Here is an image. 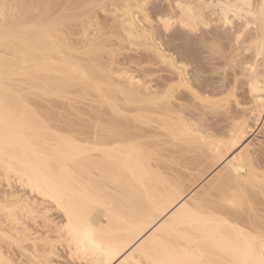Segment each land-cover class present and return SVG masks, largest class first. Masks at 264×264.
<instances>
[{
  "label": "bare ground",
  "instance_id": "bare-ground-1",
  "mask_svg": "<svg viewBox=\"0 0 264 264\" xmlns=\"http://www.w3.org/2000/svg\"><path fill=\"white\" fill-rule=\"evenodd\" d=\"M105 56L125 80L101 68ZM72 88L96 92L111 116L74 130L54 108ZM140 105L181 143L176 158L149 152L151 130H129L132 106L136 124L149 122ZM261 119L264 0H0V174L41 197L16 198L25 216L44 201L61 212L77 262L262 264L264 150L249 147ZM191 170L204 174L184 194ZM0 264H15L1 246Z\"/></svg>",
  "mask_w": 264,
  "mask_h": 264
},
{
  "label": "rangeland",
  "instance_id": "rangeland-1",
  "mask_svg": "<svg viewBox=\"0 0 264 264\" xmlns=\"http://www.w3.org/2000/svg\"><path fill=\"white\" fill-rule=\"evenodd\" d=\"M74 38H77V39H75V40H77L78 41V44H77V41H76V43H75V40H74V42L73 43H75L76 45H78V47L80 46V44H81V42H79L80 41V39L78 40V37H74ZM82 41V40H81ZM80 43V44H79ZM74 44V45H75ZM83 44V43H82ZM81 44V45H82ZM75 48H73V49H78L76 46H74ZM80 49V48H79ZM79 58H84L83 57V55H80V57ZM99 58L101 59V60H103V61H101V60H99ZM109 58V56L108 57H98V59H97V61L98 62H100V66H101V68L102 67H104V65L105 66H107V67H104L103 69L104 70H106V72L107 71H109L108 73H111V76H112V78L113 79H115L114 78V75L113 74H115V75H121L122 77H121V80H125L126 78H123L124 77V75L125 74H127V72H126V70L128 71V69H126L125 70V68H124V71H123V69H121V68H119V70H118V68L115 66V64L114 65H110V63H111V61H110V58L107 60V59ZM105 59V60H104ZM107 60V61H106ZM97 62V63H98ZM108 64V65H106V64ZM99 64V63H98ZM112 64V63H111ZM110 65V66H109ZM112 66V67H111ZM108 67H111V68H108ZM116 67V68H115ZM120 67V66H119ZM122 67V66H121ZM115 68V69H114ZM111 69H114V70H111ZM117 69V70H116ZM122 70V71H121ZM133 70V69H132ZM132 70H130V72L132 71ZM118 71V72H117ZM120 71V72H119ZM116 77V76H115ZM120 76H118L117 77V79H116V81L117 82H119L118 81V79H120L119 78ZM140 78V80H143V77H139ZM142 78V79H141ZM138 80V79H137ZM121 82V81H120ZM125 82V81H124ZM122 83H123V81H122ZM123 85H125V83H123ZM73 89L74 88H72L71 90L70 89H68V90H66L67 91V93L64 95L63 94V96H61V97H59V98H56V100L58 101L59 99V105H60V101H61V103H62V101H63V103L64 104H61V105H63L61 108L60 107H56V106H54L53 105V102L55 103V101H52L51 103V106H54V108H56L57 110H58V108H59V111L57 112V114L59 113V116L61 115V114H63V115H61V117H62V119H65L64 121H66V120H70V122L71 123H73L74 122V126L76 127L74 130H78V129H81V124L82 125H93V124H97L98 123V121H95V120H97L96 118H94V117H96V116H99V115H102V116H104V117H106L107 115H109V116H111V113L109 114V113H107V110H108V112H110L109 111V109H108V107L106 106V105H104V106H106V107H100V105H101V103H100V101H98L99 99V96H98V94L95 92L94 93V91L92 92H90V91H82V89H80V90H77V89H79V88H75V91H73ZM77 90V91H76ZM65 91V92H66ZM68 91H70L69 93H68ZM83 92V93H82ZM92 93V94H91ZM94 93V94H93ZM96 96H98V97H96ZM54 100H55V98H54ZM142 100H144V99H142ZM141 100V101H142ZM122 103H121V102ZM140 101V100H139ZM140 101V102H141ZM145 101V100H144ZM148 101V102H147ZM146 101V103H148L147 105H150L151 104V102H153V101H151L150 99L149 100H147ZM58 102H57V104H58ZM119 103H120V105H121V107H124L125 109H127L128 108V110H129V107H127V106H125L126 104H124L125 103V101L120 97V99H119ZM56 104V103H55ZM142 104H143V102H142ZM154 104V103H153ZM64 105H65V107H64ZM103 105V104H102ZM136 105H137V103H136ZM135 105V107L137 108L138 107V105L136 106ZM145 105V104H144ZM143 105V106H144ZM155 105V104H154ZM154 105H152V106H154ZM141 107H142V105H140ZM156 106V105H155ZM127 107V108H126ZM133 107V106H132ZM132 107H130L132 110L133 109H136V108H132ZM139 108V107H138ZM148 107L146 106V108L144 107H142V108H140V112H137V114L139 113V114H141V112H144L145 111V113H146V115H145V113L143 114H141V115H143L144 117L145 116H147V115H152V114H149V112L150 111H152V110H150L148 113L146 112V111H148V110H146ZM152 108V107H151ZM107 109V110H106ZM130 109V110H131ZM145 109V110H144ZM148 109H150V108H148ZM56 110V111H57ZM126 111V110H124V112H123V114H126V115H121V116H124V117H126V118H129L128 119V122H130V125H129V127L131 126V127H133L132 129H130L129 128V130L130 131H132L133 129H135V127L137 128V129H135V130H133L132 131V134H138L141 130H139V129H141L142 128V131H143V129H144V131L145 130H151V131H148V132H146V137H144L142 140H141V142H145L146 143V145H148L147 147L149 148V152H154L155 150V152L154 153H156V152H158V154L159 153H162L163 155L165 154V155H167V157L170 155L171 157H168V158H166V159H164V160H168L169 158L170 159H172V157H175L176 158V156H178V154L176 155V153H172V152H168V151H170V150H172V148H177V144H181V143H179L178 141H177V139H176V141L175 140H173L172 139V137L170 138V135L165 131V130H161L162 128L160 127V125H159V123L157 122L156 123V121H153V119H155V120H157L154 116L151 118V116L149 117V122H145L144 124L143 123H141V124H139V123H135L134 122V119L133 118H131V116L135 113V115L134 116H132V117H136L137 115H136V112L135 111H138L139 109H137V110H133L134 112H132V110H131V112L130 111ZM144 110V111H143ZM101 111V112H100ZM60 112H62V113H60ZM98 112V113H97ZM127 112V113H126ZM129 112V113H128ZM101 113V114H100ZM121 113H122V111H121ZM138 114V115H139ZM106 115V116H105ZM130 115V117H128ZM158 116V115H157ZM148 117V116H147ZM159 117V116H158ZM77 118H78V120H77ZM106 118H109L108 116L106 117ZM131 118V119H130ZM150 119H152V121L150 122ZM72 120V121H71ZM75 120V121H74ZM173 120H175V119H173ZM157 121H159V119L157 120ZM177 121V120H176ZM263 121V122H262ZM52 122V123H51ZM54 122V123H53ZM75 122H77V123H75ZM131 122H132V124H131ZM134 122V123H133ZM255 121L254 120H251V122H250V125L252 126H255V128H252V130H254V131H252V134L250 133V138H249V141H251V143H250V148H251V150H250V148H249V150L250 151H252L253 152V150H255V151H258L257 150V148L259 147V150L260 149H263L264 150V120H260L259 122H258V125H256V122L254 123ZM50 123L52 124V125H54V124H56L57 122H55V121H50ZM191 123V122H190ZM254 123V124H253ZM158 124V125H157ZM77 125V126H76ZM87 125V126H88ZM135 125V126H134ZM81 126V127H80ZM252 126V127H253ZM90 127V126H89ZM74 128V127H73ZM82 128H84V127H82ZM139 130V132H137ZM133 132H136V133H133ZM150 132V133H149ZM155 132V133H154ZM165 132H166V134H165ZM62 133L64 134V132L62 131ZM61 132H60V134H62ZM145 133V132H144ZM65 134H67V133H65ZM148 134V135H147ZM172 139V140H171ZM139 140V141H140ZM262 142V143H261ZM149 143H150V145H149ZM175 143H177V144H175ZM155 144H157L156 146H155ZM263 144V145H262ZM175 145H176V147H175ZM178 145V146H179ZM253 147H252V146ZM151 146V147H150ZM260 146H262V147H260ZM255 148V149H254ZM152 150V151H151ZM174 151V150H173ZM261 152V153H260ZM264 152H262V150H260L259 151V154L262 156V155H264L263 154ZM175 154V156H173V155ZM157 157V156H156ZM155 157V158H156ZM163 157V156H162ZM159 159V158H158ZM158 159L156 158V160L158 161ZM162 159V158H161ZM160 159V160H161ZM169 159V160H170ZM155 160V161H156ZM154 161V162H155ZM161 162V161H160ZM208 166V165H207ZM205 167V168H208V167ZM204 168V169H205ZM203 169V168H202ZM201 170V171H205V170ZM201 171H197V172H195V171H193L192 172V170L191 171H188L187 172V174L189 173L190 174V172H191V174L189 175L188 174V176L190 177V178H187L188 176H187V174H186V178H185V180L183 179V184H182V186H183V188H184V191H183V193L184 194H186L188 191H190L189 189H192L191 187H193V186H195V183L193 184V182H195L196 181V185H197V183L199 182L198 181V179H199V176L200 175H203L204 173L202 172L201 174H200V172ZM207 171V170H206ZM1 173V172H0ZM199 173V174H198ZM201 178V177H200ZM9 181H7V179L3 176V174H0V199H1V201H0V203H4V206H6L5 204H7V208H9V207H11V210H9V211H13V212H15V216H17V217H15V218H17L18 220L20 219V221L19 222H21V223H19V224H21V225H18V223H17V219L15 220V224H17V226H15V225H12V224H14V222L13 221H11L12 219H10V213L12 214L13 212H0V225H2V229H4V230H6L7 229V231H8V229H9V231L11 232H9L8 231V234H10L11 236L13 235V237L12 238H14V240H15V242L17 241H21V245H20V242H18V244L19 245H14V244H12L13 242L11 241L12 240V238H11V240H10V243H9V240H6L5 238L4 239H1L0 240V246H1V249L4 251V253H5V256H7V257H9V258H13V261L15 262V264L17 263V264H42L41 262H45L46 263V261H47V259L49 260L48 262H47V264H91L90 262H84V261H79V262H77L78 260H76V258H70L69 257V255L71 254L72 255V251H69L70 249H69V247H68V250L66 249L67 248V241H66V238L61 234V235H59L60 233L58 232V230H59V228L62 226L63 227V225L65 224L64 223V219H63V217H62V215H61V212H59L57 209H56V207L54 206V205H52V203H49L48 201H46V203H42V205H43V207L42 208H40V202L37 204L39 207H37L39 210H41L42 212H43V214L41 215V211L39 212V210L35 207V206H33L32 208H36L35 210L38 212V215H41L42 217H38V215H37V213L36 212H34V210L32 209V211H30V215L27 213V216H25L26 215V212H24L25 210H21V208H18V207H20L21 205L20 204H22L23 203V201H22V198H23V200L25 199V201L26 202H28V203H32L33 204V202H36L37 203V201L40 199V200H42L41 199V197H39L38 195H37V198L39 197V199L37 200L36 199V194L35 193H32L30 190H29V188H27L26 186H24V185H22V183L21 182H19L18 181V179L17 178H15V177H10L9 179H8ZM192 184H193V186H192ZM27 188V189H26ZM183 188H182V190H183ZM30 193H32V194H30ZM34 194H35V196H34ZM28 196V197H27ZM35 198H33V197ZM21 197V198H20ZM26 197V198H25ZM34 199V201L32 202V198ZM16 198H18V201H19V199H20V201H22L21 203H20V201H19V203L16 201L17 199ZM27 199H29V200H27ZM15 201V203H13L14 201ZM36 200V201H35ZM39 200V201H40ZM13 201V202H12ZM12 202V203H11ZM16 203H18L17 205H19L18 207H17V205H16ZM10 204H14L16 207V209H14V205L12 206H9ZM36 205V204H35ZM36 205V206H37ZM41 205V206H42ZM32 206V205H31ZM13 207V208H12ZM44 207H45V209H44ZM13 209V210H12ZM19 209V210H18ZM1 210V209H0ZM8 210V209H7ZM21 210V212H23V213H20L19 211ZM43 210H45L46 212L44 213V211ZM6 211V210H5ZM32 212H34V213H36V215H37V217L36 216H34L33 217V214H31ZM19 213H20V215H19ZM40 213V214H39ZM9 214V215H8ZM21 214H22V217H21ZM45 214V215H44ZM48 214V215H47ZM13 215H14V213H13ZM18 215H19V217H18ZM29 215V216H28ZM35 215V214H34ZM47 215V216H46ZM32 216V217H31ZM45 218H44V217ZM30 217H31V219H30ZM48 217V218H47ZM24 218V219H23ZM33 218V219H32ZM34 218H36V219H34ZM42 218H43V220H42ZM42 220V221H41ZM47 220V221H46ZM51 220V221H50ZM53 221V223H55V224H53V223H51ZM44 222V223H43ZM24 223V224H23ZM63 223V224H62ZM23 224V225H22ZM45 224V225H44ZM49 227H48V226ZM51 225V226H50ZM59 225H61V226H59ZM15 226V227H14ZM22 226V227H21ZM24 226H26V227H24ZM52 226H53V228L56 230H52L53 228H52ZM59 228H58V227ZM14 227V228H13ZM16 228V231L18 230L19 232L21 231H23V230H26V231H28L27 232V235H28V239H29V237H30V235H31V237H30V239H29V242H28V244H27V242L26 241H28V239H23V237H22V234H19L18 236L20 237H16L17 236V234H15V230H12V229H15ZM23 229V228H25V229H23V230H21V229ZM52 228V229H51ZM57 228V229H56ZM12 231H11V230ZM20 229V230H19ZM50 230H52V231H50ZM6 231V232H7ZM25 231V232H26ZM55 233H54V232ZM12 232H14V233H12ZM20 232V233H21ZM24 232V231H23ZM58 233V235H57V233ZM18 233V232H17ZM38 233V234H37ZM15 234V235H14ZM32 234H34V235H32ZM35 234H37L38 236H37V238L35 237ZM56 234V235H55ZM21 235V236H20ZM1 236V235H0ZM33 236H34V238L36 239V243H38L39 241V243L37 244V247H35V249L33 250L32 249V247H34L32 244H29V243H31V242H34V238H33ZM55 236V237H54ZM60 236V237H59ZM62 236H63V238H65V240L62 238ZM22 237V238H21ZM42 237V238H41ZM44 237H48L47 239L46 238H44ZM59 237V238H58ZM0 238H2V236L0 237ZM15 238H17V239H15ZM20 239V240H19ZM32 239H34V240H32ZM44 240V239H46V241H52V243L53 244H51L50 242L48 243V242H46V241H42V240ZM49 239V240H48ZM60 239H62V240H60ZM2 240H4V241H2ZM39 240V241H38ZM60 240V241H59ZM31 241V242H30ZM55 241V242H54ZM62 241V242H61ZM23 242V243H22ZM41 242H43L42 244H44V243H46V244H44V245H46V248L48 249V251L49 252H47V250H46V248H45V246L44 245H42L41 244ZM64 242V243H63ZM66 242V243H65ZM26 243V244H25ZM50 245V248L52 247V249H50L48 246ZM55 244V245H54ZM66 244V245H65ZM26 245V246H25ZM29 245V246H28ZM41 246V249H40V246ZM24 246V247H23ZM32 246V247H31ZM43 246V247H42ZM65 246V247H64ZM31 247V248H30ZM39 247V248H38ZM42 248H44V249H42ZM38 249H40V251H42V253H39L40 251L38 250ZM36 250V251H35ZM51 250V251H50ZM44 251V252H43ZM46 251V252H45ZM71 252V253H70ZM45 253H47V256H43V254L45 255ZM70 253V254H69ZM31 256V257H30ZM35 256V257H34ZM40 256H43V257H40ZM36 258V259H39V260H34V258ZM38 257V258H37ZM45 257H47V258H45ZM72 257V256H71ZM43 261H42V260ZM46 259V261H44ZM37 261V262H36ZM44 264V263H43Z\"/></svg>",
  "mask_w": 264,
  "mask_h": 264
},
{
  "label": "snow or ice",
  "instance_id": "snow-or-ice-1",
  "mask_svg": "<svg viewBox=\"0 0 264 264\" xmlns=\"http://www.w3.org/2000/svg\"><path fill=\"white\" fill-rule=\"evenodd\" d=\"M262 264H264V262H262Z\"/></svg>",
  "mask_w": 264,
  "mask_h": 264
}]
</instances>
